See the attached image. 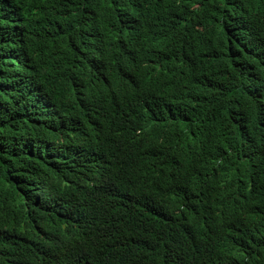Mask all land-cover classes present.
Listing matches in <instances>:
<instances>
[{
  "label": "trees",
  "instance_id": "1",
  "mask_svg": "<svg viewBox=\"0 0 264 264\" xmlns=\"http://www.w3.org/2000/svg\"><path fill=\"white\" fill-rule=\"evenodd\" d=\"M0 264H264V0H0Z\"/></svg>",
  "mask_w": 264,
  "mask_h": 264
},
{
  "label": "clouds",
  "instance_id": "2",
  "mask_svg": "<svg viewBox=\"0 0 264 264\" xmlns=\"http://www.w3.org/2000/svg\"><path fill=\"white\" fill-rule=\"evenodd\" d=\"M131 90H136L137 92H140L141 95H145V93H144V85L141 82H133ZM148 90H149L148 94H150L151 101H153V102L157 101V98L159 97L158 96V92H154L149 87H148Z\"/></svg>",
  "mask_w": 264,
  "mask_h": 264
},
{
  "label": "bare ground",
  "instance_id": "3",
  "mask_svg": "<svg viewBox=\"0 0 264 264\" xmlns=\"http://www.w3.org/2000/svg\"><path fill=\"white\" fill-rule=\"evenodd\" d=\"M166 5V4H165ZM209 22V21H208ZM245 28V27H244ZM247 52V51H246ZM174 60V59H173ZM175 65V64H174ZM177 68V67H176ZM184 70V69H183ZM149 71V70H148ZM158 72V71H157ZM186 76V75H185ZM242 81V80H241ZM240 81V82H241ZM240 84V83H239ZM249 91V90H248ZM246 97V96H245ZM248 99V98H247ZM148 131V130H147ZM155 132V131H154ZM156 142V141H155ZM158 142V141H157ZM165 143V142H164ZM153 145V144H152ZM156 146V145H155ZM160 146V145H159ZM212 177V176H211ZM214 178V177H213ZM216 178V177H215ZM205 180V179H204ZM213 181V180H212ZM209 182V181H208ZM210 185H211V183H210ZM247 186V185H246ZM211 188V187H210ZM192 189V188H191ZM204 191V190H203ZM211 191H213V190H211ZM201 193V192H200ZM216 193V192H215ZM215 193H214V195H215ZM218 202V201H217ZM220 203V202H219ZM219 205V204H218Z\"/></svg>",
  "mask_w": 264,
  "mask_h": 264
}]
</instances>
